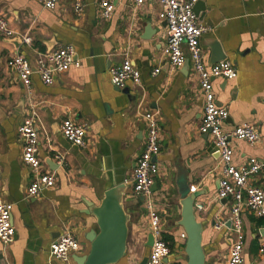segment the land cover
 <instances>
[{"label": "crops", "instance_id": "0c3cea01", "mask_svg": "<svg viewBox=\"0 0 264 264\" xmlns=\"http://www.w3.org/2000/svg\"><path fill=\"white\" fill-rule=\"evenodd\" d=\"M75 1L61 0L47 9L38 0H0V15L8 17L17 36L33 38L32 44L16 46V37H0V186L3 198L13 203L16 228L12 243L0 240V264L2 259L5 264H76L53 257L52 242L68 229L81 243L79 254L86 253V233L97 227L88 204H99L105 189L121 182L128 185L124 204L131 216L126 260L133 264L149 253L148 211L132 196L134 169L146 146L143 113L148 110L158 112L161 127L152 198L172 249L169 261L186 264L181 237L185 231L178 221L187 192L204 205L196 213L204 225L206 264H226L234 236L228 226L232 200L217 197L223 163L211 137L200 131L204 102L197 73L191 66L175 69L163 56L167 24L159 18V1L146 0L136 8L135 0H119L109 19L100 16L101 0H82L81 13L75 11ZM202 1L206 9L199 18L209 27L201 37L205 61L213 59L218 43L238 70L235 79H214L217 102L229 111L227 126L253 122L262 136L257 144L233 140L234 161L240 165L256 157L264 164V0ZM148 28L157 32L148 34ZM64 44L74 45L78 64L59 73L51 85L34 73L28 98L8 61L17 52L35 61L49 47ZM126 55L140 70L141 81L117 89L110 69ZM33 105L40 117L38 156L45 171H55L56 184L28 199L34 172L23 161L19 128ZM68 117L87 125L85 147L73 145L62 134L61 124ZM57 155L64 164L57 163ZM250 182L264 188V167ZM242 218L245 264H264L259 251L264 217L243 208ZM225 220L226 226L217 228Z\"/></svg>", "mask_w": 264, "mask_h": 264}, {"label": "built area", "instance_id": "2783aa9c", "mask_svg": "<svg viewBox=\"0 0 264 264\" xmlns=\"http://www.w3.org/2000/svg\"><path fill=\"white\" fill-rule=\"evenodd\" d=\"M44 8L53 9L61 0H38ZM119 0H101L100 16L109 19ZM146 0H135L136 8L141 7ZM161 5L159 18L167 22L166 44L163 48V56L175 69L182 68L186 61H190L198 77L203 95L204 112L200 124V131L209 135L223 163L224 176L220 179L217 197L219 199L232 200L230 209V227L234 240L230 246L229 256L226 264H245L244 245L245 231L243 225L242 211L248 208L257 217H264V188L251 184L253 175H258L264 164L256 157H251L243 164L234 161V148L232 141H247L257 144L262 136L257 124L244 122L235 126H227L229 111L226 107L218 104L214 88V79L223 77L227 80L235 79L238 70L234 64L227 59L214 64L205 61L202 52L201 37L209 30L195 12V4L198 0H158ZM82 0H76L74 9L77 13L83 11ZM264 15V12H263ZM0 37H18L11 27L10 20L0 15ZM22 44H32L33 38L28 35H19ZM76 50L72 44H64L50 52L46 51L38 55L32 61L24 54L17 52L8 64L12 67L22 80L26 88L28 98L32 97V75L37 73L42 81L51 85L59 73L67 71L73 64ZM160 67L153 71L156 75ZM111 82L119 88L125 87L128 81L139 83L141 72L133 63L131 57L126 55L122 62L110 69ZM147 125L146 146L139 156L132 179V196L145 197V205L148 211L150 233L153 235V244L150 246L146 264H172L169 256L172 249L165 239V231L162 227L161 217L155 207L152 194L155 177L159 173V165L155 158L161 151L160 123L158 112L148 110L143 113ZM40 117L32 106L31 112L26 115L19 128V134L23 141V161L29 165L34 172V179L27 191V198L38 197L44 189L52 188L56 184L55 171H45L44 162L38 156L39 150V128ZM61 132L73 145L86 146L87 125L71 117L65 118L61 124ZM57 163L64 164V158L57 155ZM1 172V169H0ZM196 186L191 187V192L196 191ZM196 209H204V205L195 202ZM13 218V203L7 202L1 194L0 186V240L3 244H10L15 240L16 228ZM228 220L216 224L217 228L226 226ZM181 237L186 240V233ZM148 238L145 240L147 242ZM82 249L80 241L75 234L66 229L56 238L51 246V254L64 263H69L74 254H79ZM259 251L264 254V242ZM168 258V262L165 259ZM142 259V258H141ZM137 258L135 263L140 260Z\"/></svg>", "mask_w": 264, "mask_h": 264}, {"label": "water", "instance_id": "95a60500", "mask_svg": "<svg viewBox=\"0 0 264 264\" xmlns=\"http://www.w3.org/2000/svg\"><path fill=\"white\" fill-rule=\"evenodd\" d=\"M205 9L204 1H197L195 12L198 17ZM164 22L167 24L166 21ZM156 32H152L148 28V34H155ZM14 40L16 46L21 45L20 37H16ZM213 48L214 57L209 64H214L226 58L218 43H215ZM51 50L52 48L49 47L47 51L50 52ZM76 58L77 55L74 59ZM184 67L190 68L189 60L186 61ZM156 187L157 183H154L152 190L154 191ZM127 189V183H115L105 189L104 196L99 204H88V213L96 217L97 227L86 233V240L90 243L89 250L84 254L73 255L76 264H119L127 256L129 222L131 219L124 204V195ZM196 197L195 194L184 192L181 199L182 211L178 225L186 233L183 255L186 264H206V251L203 245L204 225L197 217ZM228 224L230 226V221ZM152 244L153 235L149 234L146 246L150 247ZM147 257L148 253L144 254L137 264H146ZM165 261L168 262V258ZM2 262L5 264L4 259H2Z\"/></svg>", "mask_w": 264, "mask_h": 264}, {"label": "rangeland", "instance_id": "374dc122", "mask_svg": "<svg viewBox=\"0 0 264 264\" xmlns=\"http://www.w3.org/2000/svg\"><path fill=\"white\" fill-rule=\"evenodd\" d=\"M138 198H140L144 203H145V197L143 196H139ZM184 257V256H183ZM185 258V257H184ZM119 264H129L128 261L126 260V257L119 263Z\"/></svg>", "mask_w": 264, "mask_h": 264}, {"label": "trees", "instance_id": "16d2710c", "mask_svg": "<svg viewBox=\"0 0 264 264\" xmlns=\"http://www.w3.org/2000/svg\"><path fill=\"white\" fill-rule=\"evenodd\" d=\"M165 239H166V234H165ZM183 246L185 247V243L183 244Z\"/></svg>", "mask_w": 264, "mask_h": 264}]
</instances>
